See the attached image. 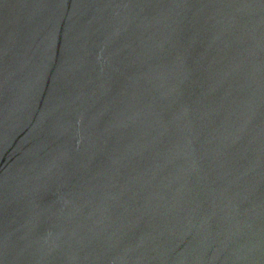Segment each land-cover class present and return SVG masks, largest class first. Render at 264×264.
Returning <instances> with one entry per match:
<instances>
[{"label":"water","instance_id":"95a60500","mask_svg":"<svg viewBox=\"0 0 264 264\" xmlns=\"http://www.w3.org/2000/svg\"><path fill=\"white\" fill-rule=\"evenodd\" d=\"M0 264H264V0H0Z\"/></svg>","mask_w":264,"mask_h":264}]
</instances>
